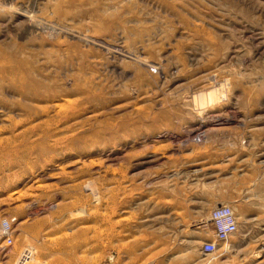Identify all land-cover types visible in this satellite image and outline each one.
I'll use <instances>...</instances> for the list:
<instances>
[{"label":"rangeland","instance_id":"1","mask_svg":"<svg viewBox=\"0 0 264 264\" xmlns=\"http://www.w3.org/2000/svg\"><path fill=\"white\" fill-rule=\"evenodd\" d=\"M239 149L264 165V0H0V264H264Z\"/></svg>","mask_w":264,"mask_h":264},{"label":"crops","instance_id":"2","mask_svg":"<svg viewBox=\"0 0 264 264\" xmlns=\"http://www.w3.org/2000/svg\"><path fill=\"white\" fill-rule=\"evenodd\" d=\"M256 155L257 154L254 153L252 150L247 151V150H242V149L235 151L232 155L233 157H236L235 162L234 161L233 162L236 164L237 168L234 170V172L238 173V177L236 175L233 176V179H232L233 182H232L231 187L233 189L238 190L237 192L238 203H241L243 201L244 196H243L242 190L246 188V185H247L246 182L247 183L251 182L252 175L256 178V180L260 182L259 184L256 185V188L264 189V182H262L263 180L261 177L262 174L264 173V165L260 164V165H257V167L255 166V168L246 169L248 166L247 161H249V159L253 160L254 156ZM202 174L204 173H201V174L199 173V176H201ZM197 179H198V182L196 181L193 183L194 188L202 187L203 185L202 183H204L201 177ZM196 198H198L199 200L195 203H199L203 205L218 204L220 202H223V198L220 199L218 195L213 200L211 199L207 200V198L204 195H200V194ZM192 202L193 201H191V203Z\"/></svg>","mask_w":264,"mask_h":264},{"label":"built area","instance_id":"3","mask_svg":"<svg viewBox=\"0 0 264 264\" xmlns=\"http://www.w3.org/2000/svg\"><path fill=\"white\" fill-rule=\"evenodd\" d=\"M231 210L229 206H222L214 212V237L217 241H228L238 230L237 220Z\"/></svg>","mask_w":264,"mask_h":264},{"label":"bare ground","instance_id":"4","mask_svg":"<svg viewBox=\"0 0 264 264\" xmlns=\"http://www.w3.org/2000/svg\"><path fill=\"white\" fill-rule=\"evenodd\" d=\"M223 205H219V206H217V207H215L213 210H212V213H211V216H210V221L212 222V224H213V226L215 227V225H214V212L217 210V209H219L220 207H222ZM66 207V206H65ZM69 208V207H68ZM65 209H67V208H65ZM232 211V213H233V215H234V212H233V210H231ZM234 218H235V220H237L236 219V217H235V215H234ZM238 223V222H237Z\"/></svg>","mask_w":264,"mask_h":264}]
</instances>
